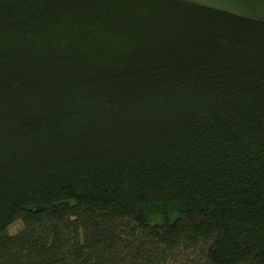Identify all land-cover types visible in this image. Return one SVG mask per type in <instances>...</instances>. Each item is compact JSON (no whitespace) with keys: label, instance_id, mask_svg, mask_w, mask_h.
Segmentation results:
<instances>
[{"label":"trees","instance_id":"1","mask_svg":"<svg viewBox=\"0 0 264 264\" xmlns=\"http://www.w3.org/2000/svg\"><path fill=\"white\" fill-rule=\"evenodd\" d=\"M0 264H264V19L0 0Z\"/></svg>","mask_w":264,"mask_h":264},{"label":"rangeland","instance_id":"2","mask_svg":"<svg viewBox=\"0 0 264 264\" xmlns=\"http://www.w3.org/2000/svg\"><path fill=\"white\" fill-rule=\"evenodd\" d=\"M188 1L216 7L219 9H227V10L235 11V12L242 13V14H250L255 17L264 19V9L261 13L254 14L252 12H249V11L247 12L246 10L240 9L238 7H234L233 5L226 3V1L224 0H188ZM158 223H161V222H158ZM21 228H22V222L20 220H17L9 226L8 232L10 234H15Z\"/></svg>","mask_w":264,"mask_h":264},{"label":"crops","instance_id":"3","mask_svg":"<svg viewBox=\"0 0 264 264\" xmlns=\"http://www.w3.org/2000/svg\"><path fill=\"white\" fill-rule=\"evenodd\" d=\"M186 1H188V0H186Z\"/></svg>","mask_w":264,"mask_h":264}]
</instances>
